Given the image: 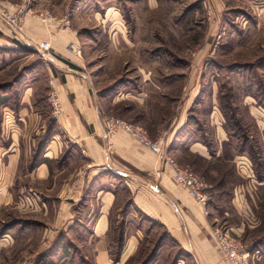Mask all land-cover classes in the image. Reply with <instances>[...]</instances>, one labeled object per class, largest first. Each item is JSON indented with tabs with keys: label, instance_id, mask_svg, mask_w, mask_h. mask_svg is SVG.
Segmentation results:
<instances>
[{
	"label": "crops",
	"instance_id": "crops-1",
	"mask_svg": "<svg viewBox=\"0 0 264 264\" xmlns=\"http://www.w3.org/2000/svg\"><path fill=\"white\" fill-rule=\"evenodd\" d=\"M148 6L157 9L158 0H148ZM114 13L120 21L122 14ZM37 25L29 18L21 40L10 24L0 20V47L24 49L32 42L37 51L38 44L46 39L43 28ZM2 34L10 37V42ZM77 41V36L69 32L52 40L49 61L55 67L50 66L48 73L55 77L64 108L57 128L52 129L42 111L34 109L31 84L25 91L27 106L19 111V123L7 112L5 122L15 130L9 133L5 146H0V208L13 200L19 209L28 204L30 212L50 217L59 231L44 224L16 222L0 232V248L32 240L41 233L36 251L44 252L60 241L52 256L60 252L67 256L71 246L65 240L71 225L87 220L84 229L90 236L92 264H140L137 256L145 250L149 235L159 230L195 264H226L213 237L214 229L221 226L233 237H243L249 229L260 231L264 221L256 214L264 203V195H260L264 192V169L254 159V137L239 130L246 125L240 114L233 116L234 126L221 108L215 86L210 88L205 104L202 97L199 99L203 86H124L107 102L86 81L82 59L68 49ZM127 42L130 44V40ZM141 71L144 82H150L148 72L144 68ZM251 98L253 101L245 106L260 128L264 123L262 108ZM100 107L109 113L104 116L123 117L145 128L153 140L162 139L165 152L202 179L210 196L207 206L199 205L175 182L172 166L151 149L123 131L108 137ZM24 123L30 130L42 124L44 130L30 135L22 131ZM65 139L71 147L65 146ZM33 154L38 157L30 160V183L22 184L18 172L27 156ZM84 162L85 176L71 186L74 169ZM11 187H18V192L13 195ZM43 225L46 229L40 232L38 227Z\"/></svg>",
	"mask_w": 264,
	"mask_h": 264
},
{
	"label": "rangeland",
	"instance_id": "rangeland-1",
	"mask_svg": "<svg viewBox=\"0 0 264 264\" xmlns=\"http://www.w3.org/2000/svg\"><path fill=\"white\" fill-rule=\"evenodd\" d=\"M158 4L157 9H152L148 0H0V20L10 25L9 17L17 20L19 24L11 25L13 34L23 40L26 21L35 19L46 34L43 41H49L51 46L58 34L74 33L78 38L76 44L81 52L78 57L82 59L81 70L86 81L107 102L124 86H203L199 99L202 97L205 104L210 98V88L217 87L221 108L234 126L236 118L233 116L239 113L246 124L240 132L254 137V143H251L255 149L254 159L257 166L264 169V123L260 128L255 126L256 118L245 106L254 97L257 106L262 108L261 120L264 121V0H158ZM117 11L122 14L120 21L114 17ZM42 14L50 15L55 21L43 24L36 18ZM6 37L10 42V37ZM126 40H130V44ZM29 45L24 49L0 47L2 147L8 141L9 133L15 130L11 123L5 122L6 114L13 115L19 123V111L27 106L24 99L29 85L34 84L30 90L34 109L42 111L52 129L57 128L58 120L64 115L61 91L55 86V77L48 73L49 67L55 66L39 45L37 51L34 43L29 42ZM141 68L148 72L150 82H144ZM99 111L101 117L104 113L109 114L101 107ZM42 126L30 130L24 123L22 131L34 136L35 132H43ZM67 142L65 146L71 147L72 143ZM32 156L38 157L37 154L28 155L18 172L22 184L30 183L28 173L33 165L30 163ZM86 164L81 163L74 169L71 186L85 176ZM10 190L14 195L19 188L11 187ZM261 193L264 195L263 191ZM16 205L13 200L1 206L0 232L21 222V225L44 224L58 233L59 228L50 217L30 212L28 204L22 209ZM256 214L264 220V203ZM262 222L260 231L249 229L246 236L235 237L250 252L255 264H264ZM77 223L71 225L70 235L65 240L70 242L69 256L64 252L52 256L60 241H55L54 246L44 252L36 251L39 233L38 242L34 238L0 248V264H92L90 236L84 229L88 222ZM44 225L38 227L40 232L46 229ZM147 241L145 250L137 256L136 261L140 264H180V259L184 260L181 264H195L163 230L149 235ZM85 255L90 262L85 261Z\"/></svg>",
	"mask_w": 264,
	"mask_h": 264
},
{
	"label": "built area",
	"instance_id": "built-area-1",
	"mask_svg": "<svg viewBox=\"0 0 264 264\" xmlns=\"http://www.w3.org/2000/svg\"><path fill=\"white\" fill-rule=\"evenodd\" d=\"M36 18L43 24H49V22L55 21L48 14L37 15ZM10 19L11 18L9 17L8 20L13 24V26L19 24L17 20ZM38 45L40 49L45 52V57H50L52 49L51 43L49 41H43ZM69 48L74 54L80 55V46L78 44L73 42L69 45ZM53 104L55 105L56 103L53 102ZM103 125L105 133L108 137L115 136L120 131H123L128 133L140 145L151 149L162 161H165L172 166L174 170L175 182L180 187L187 190L189 195L199 205L207 206L210 196L205 191L202 179L190 168L180 166L171 156H169L164 150L162 139L153 140L145 128L117 116L105 115L103 117ZM82 179L83 178H80L78 181L81 182ZM214 237L228 264H255L250 256V252L245 249L238 239L230 234L227 228H216L214 231Z\"/></svg>",
	"mask_w": 264,
	"mask_h": 264
},
{
	"label": "bare ground",
	"instance_id": "bare-ground-1",
	"mask_svg": "<svg viewBox=\"0 0 264 264\" xmlns=\"http://www.w3.org/2000/svg\"><path fill=\"white\" fill-rule=\"evenodd\" d=\"M73 43V42H72ZM74 43H77V42H74ZM71 44V43H70ZM69 44V45H70ZM69 51L71 52V54H73V55H76V54H74L71 50H70V48H69ZM76 56H78V55H76Z\"/></svg>",
	"mask_w": 264,
	"mask_h": 264
}]
</instances>
